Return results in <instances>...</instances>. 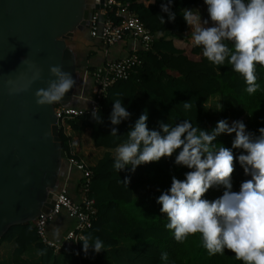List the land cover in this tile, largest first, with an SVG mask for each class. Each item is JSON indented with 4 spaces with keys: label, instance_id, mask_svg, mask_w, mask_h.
I'll list each match as a JSON object with an SVG mask.
<instances>
[{
    "label": "trees",
    "instance_id": "1",
    "mask_svg": "<svg viewBox=\"0 0 264 264\" xmlns=\"http://www.w3.org/2000/svg\"><path fill=\"white\" fill-rule=\"evenodd\" d=\"M116 1L127 5L129 10L136 13L155 40L149 50L140 52L141 62L130 76L107 88L99 103L103 123L97 124L91 115L87 114L69 121L73 131L89 128L95 147L115 149L124 142L126 133L146 110L147 125L150 129H159L158 122L161 121L174 124L190 118L200 128L211 131L221 119L238 120L245 116L247 130L259 135V128L264 127V66H258L256 72L259 90L249 95L245 91L244 77L233 71L230 65L214 66L203 56L202 48L189 42L192 41L191 37L189 41L166 37L168 33L181 35L188 32L190 25L182 16V9L196 6L204 0H175L172 10L177 15L173 22H168L167 14L160 9L164 0H155L154 3H151L152 0ZM115 9L116 7L108 9L107 16L120 22L122 17L115 16ZM157 14L165 17L164 25L160 24ZM87 31L89 32L87 29L81 33ZM228 43L232 47L231 43ZM69 44L72 47L71 41ZM75 55L79 81L76 93L79 94L81 89L87 93L91 86V73L96 67L87 66L82 70L79 66L81 60L76 53ZM117 95L122 96V102L131 116L119 125H112L109 115L112 99ZM215 95L220 96V103L223 105V111L216 115L212 114L206 105ZM189 100L195 108L186 112L182 103ZM70 106L81 108L78 106L77 97ZM113 127L117 128L118 135H121L119 139L110 135ZM60 137L66 154L60 174L63 183L68 158L72 156V138L66 135L63 129H60ZM234 137L232 134H220L216 142L231 148ZM178 151L179 149L172 156L162 157L157 162L144 164L152 192H145L143 198L134 196V191L142 187V182L134 179L128 167L117 173L112 166L113 157L110 152H106L95 166L90 167L92 176L88 195L94 199L97 212L90 226L84 231V236L91 234L99 237L104 242L106 251L102 250L96 254L90 250L85 257L82 242H78L75 251L67 252L70 264H243L229 249H225L224 255H209L203 247L199 233L189 235L181 243L177 242L173 233L166 228L168 218L165 213L160 212L161 205L157 203V198L170 188L173 176L184 179V174L190 171L186 166L174 163ZM242 151L233 149L235 167L231 176L232 191H238L240 183L251 178L245 175L243 168L235 160ZM75 157L79 158L78 155ZM125 177H130L127 186L122 183ZM72 183L80 193L84 184L83 173L80 181ZM225 190L223 185L210 187L202 198L212 201L220 197ZM35 224L36 221L15 225L0 240L16 242L17 247L12 253L13 264H51L63 253L41 242ZM32 244L42 253L40 260L35 263H29L23 258V253ZM162 252L169 254L167 262L160 259Z\"/></svg>",
    "mask_w": 264,
    "mask_h": 264
},
{
    "label": "clouds",
    "instance_id": "2",
    "mask_svg": "<svg viewBox=\"0 0 264 264\" xmlns=\"http://www.w3.org/2000/svg\"><path fill=\"white\" fill-rule=\"evenodd\" d=\"M174 2L164 0L160 5L168 22L176 19L177 13L172 10ZM204 4L211 25L209 19L202 20L198 9H182L184 20L192 28L193 46L202 48L203 56L214 66L230 65L244 77L245 91L255 94L260 88L257 68L264 66V0H204ZM157 15L164 25L165 17ZM22 63H28L32 75L26 80L23 76L7 79L10 93L26 90L40 78L39 67L26 59ZM49 71L54 79L48 81L46 88L36 90L38 105L61 102L77 87L72 73L63 70L62 65H52ZM21 80L24 82L20 83ZM121 97L117 95L112 99L109 115L112 125H119L131 116ZM182 106L186 112L195 108L191 100L183 102ZM209 108L223 111L219 102ZM90 115L97 124L103 123L99 107ZM147 120L145 110L126 133L124 142L116 148L112 164L115 171L118 173L130 166L129 170L134 172L137 166L172 156L179 149L174 163L190 171L184 174V179L173 176L170 188L157 198L160 212L168 218L166 228L173 233L174 239L182 243L189 235L199 233L209 255H224L225 249H229L243 264H264V127L259 128V135H256L247 130L243 121L234 120L229 124L225 118L207 131L189 118L174 124L161 121L159 129H150ZM231 133H235L231 148L216 142L220 134ZM110 135L117 139L121 136L115 127ZM233 149L243 150L235 160L245 175L251 177L240 183L238 191H232ZM129 181L130 177H125L122 183L127 186ZM220 185L226 189L220 197L212 201L202 198L210 187ZM59 235L57 232L56 238ZM76 241L82 242L85 257L90 250L96 254L106 251L104 242L91 234ZM160 259L167 262L169 254L162 252Z\"/></svg>",
    "mask_w": 264,
    "mask_h": 264
},
{
    "label": "water",
    "instance_id": "3",
    "mask_svg": "<svg viewBox=\"0 0 264 264\" xmlns=\"http://www.w3.org/2000/svg\"><path fill=\"white\" fill-rule=\"evenodd\" d=\"M95 8H104V0H0V240L11 227L54 208L66 157L55 108L77 97V59L69 41L89 28ZM24 59L39 67L40 78L10 93L7 79L32 75ZM57 64L72 73L77 87L61 102L38 105L35 92L54 79L49 67Z\"/></svg>",
    "mask_w": 264,
    "mask_h": 264
},
{
    "label": "built area",
    "instance_id": "4",
    "mask_svg": "<svg viewBox=\"0 0 264 264\" xmlns=\"http://www.w3.org/2000/svg\"><path fill=\"white\" fill-rule=\"evenodd\" d=\"M113 7H116L115 16L122 17L120 22H116L113 18L107 16L108 9ZM88 30L91 38L99 40L106 46H112L125 40L132 41L133 46L127 56L119 59H107L93 70L91 81L94 92L90 98L91 104L89 107L56 106L55 113L59 128L63 129L66 135H68L67 131L71 128L69 121L90 114L93 109L99 107L100 100L104 97L107 88L118 80L127 79L141 62L140 52L149 50L155 40L154 35L138 15L129 10L127 5H122L116 0H104V8L91 10ZM71 155L68 158V164L83 173L84 184L80 192V199L74 200L69 195L67 184H62L56 192V203L52 212L48 215H40L35 224L41 242L55 251L63 253H72L76 250L79 242L76 240L84 236V231L90 226L97 212L94 199L88 195L92 171L84 159L75 157L78 154L72 141ZM62 210L68 211L74 218V226L67 231L62 240L54 241L47 235V224Z\"/></svg>",
    "mask_w": 264,
    "mask_h": 264
},
{
    "label": "crops",
    "instance_id": "5",
    "mask_svg": "<svg viewBox=\"0 0 264 264\" xmlns=\"http://www.w3.org/2000/svg\"><path fill=\"white\" fill-rule=\"evenodd\" d=\"M144 1V0H142ZM200 4V3H199ZM198 4V5H199ZM190 6V7H197ZM188 7V9L190 8ZM191 33L190 30L181 35H187ZM171 33L166 34L167 39H171ZM71 45L74 52L79 56L81 60L79 63L83 68L87 66H100L107 59H119L127 56L130 53L133 42L130 40L121 41L112 46H106L97 39L91 38L89 32L87 31L85 35L81 32L75 33V38L71 40ZM82 91V92H81ZM79 94H77V103L81 108L89 107L91 102L90 98L93 95L94 88L91 81L90 89L87 93L84 89H81ZM91 130L89 128H83L80 131H73L71 128L67 131V134L72 138V144L77 152L78 156L84 159L90 167L95 166L97 162L103 157L106 152H110L112 157H114L115 149H107L105 147H95L90 138ZM130 169V166H128ZM130 174L135 180L142 182V187L134 191V196L138 198L145 197V192L150 194L152 189L148 184V176L145 171L144 164L137 166L134 172L130 171ZM82 177V172L76 167L68 164L64 172L63 184L66 183L68 191L74 200H79L81 193L77 192L72 182L76 180L80 181ZM74 226V218L67 211H62L57 216H54L52 220L47 225V235L51 240L60 241L64 238L67 231ZM59 233V238H56L55 234ZM17 247L15 241L0 242V264H13L12 263V253ZM41 251L35 245H30L27 250L23 253V258L29 263H35L40 260ZM51 264H70V257L67 253H60L56 261H52Z\"/></svg>",
    "mask_w": 264,
    "mask_h": 264
},
{
    "label": "rangeland",
    "instance_id": "6",
    "mask_svg": "<svg viewBox=\"0 0 264 264\" xmlns=\"http://www.w3.org/2000/svg\"><path fill=\"white\" fill-rule=\"evenodd\" d=\"M189 9H198L200 14H201V18L202 20L203 19H209L208 17V13H207V6L204 4V1L200 2V4L197 6V7H190ZM211 21L209 19V25H211ZM192 30V28H191ZM83 36L85 35V33H82ZM171 38H180L182 40H186V41H189L190 37H191V33L190 34H187V35H170ZM189 39V40H188ZM189 42H192V41H189ZM75 100V99H74ZM219 102L220 103V96L219 95H215L213 97H211L208 102H207V107L208 109L210 110V112L212 114H219L220 111H215L213 110L212 108H209V107H214L216 105V103ZM238 120H241V121H245V116L241 117L240 119ZM234 121L233 119H230L228 122L229 124H231V122ZM232 135H235V133H231Z\"/></svg>",
    "mask_w": 264,
    "mask_h": 264
}]
</instances>
